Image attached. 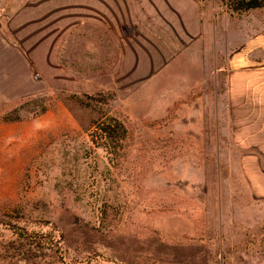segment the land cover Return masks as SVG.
Returning <instances> with one entry per match:
<instances>
[{
    "label": "rangeland",
    "instance_id": "1",
    "mask_svg": "<svg viewBox=\"0 0 264 264\" xmlns=\"http://www.w3.org/2000/svg\"><path fill=\"white\" fill-rule=\"evenodd\" d=\"M195 1L184 51L107 0H0V264H264V89H231L264 7Z\"/></svg>",
    "mask_w": 264,
    "mask_h": 264
},
{
    "label": "crops",
    "instance_id": "2",
    "mask_svg": "<svg viewBox=\"0 0 264 264\" xmlns=\"http://www.w3.org/2000/svg\"><path fill=\"white\" fill-rule=\"evenodd\" d=\"M112 12L120 19L136 18V26L143 30L151 44L174 45L176 50L187 51L188 39L200 30L201 10L195 0H107ZM133 25V24H132ZM159 49V48H158ZM250 54L236 53L232 63L236 68H246L243 75L234 76L231 82L232 92L239 99L257 97L258 91L264 89V68L251 66L258 59H250ZM231 57V56H230ZM244 61L249 65L241 66ZM263 66H264V62ZM259 68V69H258ZM235 69V68H234ZM252 69H255L252 71ZM246 70H250L246 71ZM261 85V87L258 85ZM261 99H264V91Z\"/></svg>",
    "mask_w": 264,
    "mask_h": 264
},
{
    "label": "trees",
    "instance_id": "3",
    "mask_svg": "<svg viewBox=\"0 0 264 264\" xmlns=\"http://www.w3.org/2000/svg\"><path fill=\"white\" fill-rule=\"evenodd\" d=\"M231 8L236 11H245L252 8L264 7V0H234V2L229 3ZM99 137L106 134L105 126L102 123L96 124V129L93 131Z\"/></svg>",
    "mask_w": 264,
    "mask_h": 264
},
{
    "label": "built area",
    "instance_id": "4",
    "mask_svg": "<svg viewBox=\"0 0 264 264\" xmlns=\"http://www.w3.org/2000/svg\"><path fill=\"white\" fill-rule=\"evenodd\" d=\"M90 264H95V263H90Z\"/></svg>",
    "mask_w": 264,
    "mask_h": 264
}]
</instances>
